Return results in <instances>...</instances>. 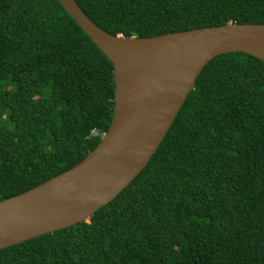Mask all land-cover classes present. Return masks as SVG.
I'll return each mask as SVG.
<instances>
[{
  "label": "trees",
  "instance_id": "trees-1",
  "mask_svg": "<svg viewBox=\"0 0 264 264\" xmlns=\"http://www.w3.org/2000/svg\"><path fill=\"white\" fill-rule=\"evenodd\" d=\"M111 36L264 24V0H74ZM112 64L56 0H0V201L79 163L107 131ZM0 264H264V63L202 68L136 177L85 222Z\"/></svg>",
  "mask_w": 264,
  "mask_h": 264
},
{
  "label": "water",
  "instance_id": "water-1",
  "mask_svg": "<svg viewBox=\"0 0 264 264\" xmlns=\"http://www.w3.org/2000/svg\"><path fill=\"white\" fill-rule=\"evenodd\" d=\"M56 1L112 64V117L79 163L0 201V250L85 222L113 200L153 155L209 60L240 52L264 63V24L227 23L150 38L111 36L74 0Z\"/></svg>",
  "mask_w": 264,
  "mask_h": 264
}]
</instances>
